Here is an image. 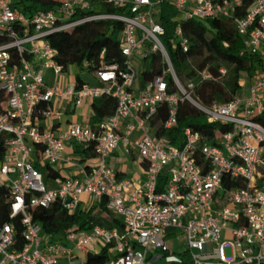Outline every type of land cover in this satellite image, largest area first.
<instances>
[{
	"label": "built area",
	"instance_id": "2783aa9c",
	"mask_svg": "<svg viewBox=\"0 0 264 264\" xmlns=\"http://www.w3.org/2000/svg\"><path fill=\"white\" fill-rule=\"evenodd\" d=\"M58 1L55 8L26 13L17 0H0L4 38L0 90L8 95L7 109L0 113V133L12 135L0 161V186L10 190V218L20 217L24 239L21 248L15 247V223L0 225V264H91L89 255L100 253L101 248L115 257L95 264H151V257L164 258L167 264H264V181H258L264 165V126L259 120L264 113V0ZM163 2L179 13L170 42L183 52L189 51L190 40L180 21L233 23L245 50L262 59L247 92L212 104L193 98L195 82L179 78L162 41L166 30L159 7ZM104 3L121 10L101 11ZM102 20L123 24L120 48L125 64L96 71L97 85L75 79L63 86L59 78L66 71L47 38ZM152 55L160 57V65L153 78L142 84L139 67ZM47 71L54 73L51 84L45 79ZM226 72L220 69L221 75ZM103 95L117 99L112 116L94 126L71 122L57 129L63 111L55 101L73 98L76 106H82ZM184 99L201 110L208 122L229 129L211 138L187 127L181 145L158 134L178 125ZM164 105L168 116L155 123ZM69 142L92 148L95 159L79 165L78 174L53 178L50 184L37 162L63 163ZM37 146L43 148L39 159ZM121 146L125 154L137 149L143 180L121 176L109 165ZM224 180L243 184L228 186ZM85 195L105 200L107 208L121 217L123 230L87 226L69 230L65 240L54 241L34 220V209L55 203L74 213ZM175 231L185 244L177 251L168 242ZM226 247L231 248L230 255Z\"/></svg>",
	"mask_w": 264,
	"mask_h": 264
},
{
	"label": "trees",
	"instance_id": "16d2710c",
	"mask_svg": "<svg viewBox=\"0 0 264 264\" xmlns=\"http://www.w3.org/2000/svg\"><path fill=\"white\" fill-rule=\"evenodd\" d=\"M17 4L24 12L31 13L33 10L52 9L58 4V0H17ZM160 21L165 27L166 33L162 36L174 68L179 78L188 83L194 81L196 86L192 91V96L203 104L214 102H226L243 92V77L251 78L256 70L261 66L262 59L258 54L245 50V44L233 23L220 19L207 20H182L180 21L185 35L190 40V49L183 52L180 48L173 47L170 40L175 36V30L179 21L176 19L178 11L169 3L163 2L160 5ZM120 8L112 7L104 3L101 11L116 12ZM123 24L112 20L93 21L81 24L70 30L54 33L47 39L51 46L57 51L55 57L57 62L66 71L70 65H76L79 70L95 74L103 67L113 64L123 66L124 56L120 48V36ZM4 38L0 36V43ZM12 56L16 62L19 56L12 50ZM146 60L147 68L142 73L140 81L144 84L152 79L156 73V68L160 65V57L150 56ZM224 67L227 72L221 75L220 69ZM155 69V70H154ZM210 73L212 78L202 80V74ZM78 83H83L81 73L76 75ZM171 91V90H170ZM173 91V89H172ZM7 97L5 91L0 90V113L7 109ZM117 107V99L112 96L103 95L93 100L94 121L102 122L112 116ZM168 116V107L163 106L155 120L163 122ZM259 120L264 126V113ZM190 127L195 132L208 137H215L227 131L229 127L223 123H210L207 116L193 105L189 100L180 102L178 110V125L170 129H161L158 134L164 135L172 140L176 145H181L184 129ZM12 135L0 133V161L7 154L6 141ZM214 140V139H213ZM214 143H217L215 140ZM43 148L37 146L36 157L41 158ZM89 155H95L92 148H86ZM37 168L43 171L45 179L60 177V173L53 166L42 165L37 162ZM258 181H264V165L260 169ZM161 184L166 181L165 176L161 177ZM228 186L243 184L241 180H228ZM101 208L109 213L114 227L123 230L124 224L120 216L111 212L106 201L102 200ZM95 208L82 211L79 207L74 213H69L60 203H55L50 208L38 207L33 210L34 220L42 225V232L50 234L52 239L63 241L66 234L72 229H81L94 225L105 226V222L93 215ZM11 221L15 223L17 232L15 236V247L23 246V226L20 217L10 218V190L5 186H0V225ZM112 228V227H111ZM115 255L110 254L105 249L100 254H90L89 263H103L111 261Z\"/></svg>",
	"mask_w": 264,
	"mask_h": 264
},
{
	"label": "crops",
	"instance_id": "0c3cea01",
	"mask_svg": "<svg viewBox=\"0 0 264 264\" xmlns=\"http://www.w3.org/2000/svg\"><path fill=\"white\" fill-rule=\"evenodd\" d=\"M88 75L89 78L83 77L84 81H87L93 85L99 84V81L95 76V74L89 73ZM66 77L67 74L59 78L63 86H66L71 83V82L67 83ZM45 79L47 83L51 84L54 79V73L52 71H47L45 73ZM54 103H56V105L60 107L61 110L63 111L62 118L58 120L56 124L57 129L65 128L71 122H79L91 126H94L97 123L94 121L93 118L94 115L93 102L86 103L82 106H76L74 102L72 104L71 101H69V99L57 100ZM94 159H95V155L87 154L85 147L81 146L76 142H69L67 145L66 161L53 167L59 171L60 176L62 177L74 176L78 174L79 165L91 164L94 161ZM109 165L121 176L134 178L138 180H143L145 178V173L143 171L141 164L139 163L138 152L136 148H134L132 154H125L123 151V147L121 146L109 159ZM50 180L48 181V183L52 184ZM101 203L102 200L99 201L93 196L85 195L83 197L80 208L82 209V211H88L92 208H95L93 215L101 218L106 224L105 227L116 228L112 223L110 214L102 210ZM86 207L88 208L84 210V208ZM95 247L97 248V250L101 248V246L99 245H96ZM105 249L106 248H101L100 253H102ZM100 253H96V254H100ZM157 260L160 259L151 257L150 261L152 263V261H157Z\"/></svg>",
	"mask_w": 264,
	"mask_h": 264
},
{
	"label": "rangeland",
	"instance_id": "374dc122",
	"mask_svg": "<svg viewBox=\"0 0 264 264\" xmlns=\"http://www.w3.org/2000/svg\"><path fill=\"white\" fill-rule=\"evenodd\" d=\"M151 58V57H150ZM149 58V60H150ZM147 68V63L146 62H142L141 66L139 67L140 70V74L139 76H142L143 70ZM81 73V75L85 78H89V73L87 71H80L79 68L76 65H70L69 68L66 70V80L67 83H72L74 82V80L76 79V75ZM251 83V78L244 76L243 77V92H247L249 86ZM69 101H71V103L73 104V98H70ZM261 169V168H260ZM88 207L84 208V210H86ZM223 240H227L225 233L223 234ZM169 242V246L171 249H174L175 251L182 249L185 244L183 243V237L181 235V233L179 231H175L174 236L171 237V239L168 241ZM226 253L227 255L231 254V248L230 247H226ZM151 264H167L166 260L160 259L157 261H152Z\"/></svg>",
	"mask_w": 264,
	"mask_h": 264
}]
</instances>
